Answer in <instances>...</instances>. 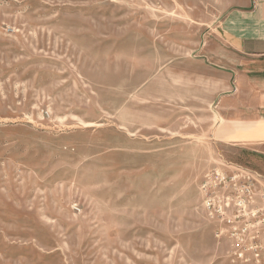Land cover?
<instances>
[{
    "label": "rangeland",
    "instance_id": "1",
    "mask_svg": "<svg viewBox=\"0 0 264 264\" xmlns=\"http://www.w3.org/2000/svg\"><path fill=\"white\" fill-rule=\"evenodd\" d=\"M232 1L0 0V264H264L206 56Z\"/></svg>",
    "mask_w": 264,
    "mask_h": 264
},
{
    "label": "crops",
    "instance_id": "2",
    "mask_svg": "<svg viewBox=\"0 0 264 264\" xmlns=\"http://www.w3.org/2000/svg\"><path fill=\"white\" fill-rule=\"evenodd\" d=\"M213 35L206 56L226 70L215 109L227 138L264 155V0H233Z\"/></svg>",
    "mask_w": 264,
    "mask_h": 264
}]
</instances>
